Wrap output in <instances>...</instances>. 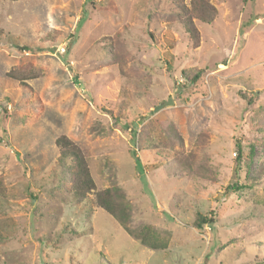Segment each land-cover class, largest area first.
Segmentation results:
<instances>
[{
    "label": "rangeland",
    "instance_id": "1",
    "mask_svg": "<svg viewBox=\"0 0 264 264\" xmlns=\"http://www.w3.org/2000/svg\"><path fill=\"white\" fill-rule=\"evenodd\" d=\"M210 1L196 45L172 0H0V264H264V0Z\"/></svg>",
    "mask_w": 264,
    "mask_h": 264
},
{
    "label": "trees",
    "instance_id": "2",
    "mask_svg": "<svg viewBox=\"0 0 264 264\" xmlns=\"http://www.w3.org/2000/svg\"><path fill=\"white\" fill-rule=\"evenodd\" d=\"M172 1H174V3L177 5V8L179 10L178 13L181 18V24L185 32L188 34L194 44H199L200 33L195 26L194 21L198 20L205 25H212L218 15L217 8L211 3L210 0H191L189 6H186L183 3V0ZM250 25V23H247L246 26ZM2 35L3 31L2 29H0V38ZM167 44L171 48L173 47L172 35L167 37ZM10 75H13L15 78L14 73H10ZM30 76H25L26 78H24V80L33 78ZM24 86L25 84L23 83L21 87L24 88ZM57 145L61 149V154L57 162V166L53 169L51 175L53 176V178H56L59 183L63 182L62 179H64V181L68 183L69 190L76 198H88V193H91L96 189V184L90 173L87 161L82 156L81 152H79L77 147L73 144V142L68 140L66 137L59 138L57 140ZM134 154L135 153L133 152V155ZM162 154L163 153H160V155ZM236 154L237 164L240 165L243 162V158L245 157L244 150L241 147V144L237 145ZM253 157V147H250L249 161H252ZM246 166L249 167V164H246ZM139 168L141 169L140 165ZM64 176L66 178H64ZM95 201L100 208L115 217L122 223L123 226L125 225V229L128 231V233L139 240L143 245L150 248L156 246L155 243L159 241L158 236H150V233L147 230L143 233H133L128 228V226H126L125 219L128 217L130 211L129 207L127 205H124L123 202L113 198L111 189H107L98 193ZM200 222L201 223H199V227H202L201 224L213 223L212 220H207L203 217L200 218Z\"/></svg>",
    "mask_w": 264,
    "mask_h": 264
},
{
    "label": "built area",
    "instance_id": "3",
    "mask_svg": "<svg viewBox=\"0 0 264 264\" xmlns=\"http://www.w3.org/2000/svg\"><path fill=\"white\" fill-rule=\"evenodd\" d=\"M57 51H60V53H65V48L64 47H59L58 49H57Z\"/></svg>",
    "mask_w": 264,
    "mask_h": 264
}]
</instances>
